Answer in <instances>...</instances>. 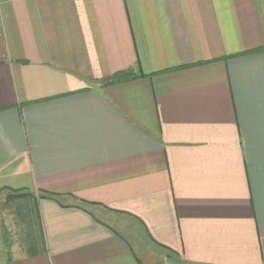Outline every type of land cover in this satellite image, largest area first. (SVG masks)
<instances>
[{
	"label": "crops",
	"instance_id": "crops-1",
	"mask_svg": "<svg viewBox=\"0 0 264 264\" xmlns=\"http://www.w3.org/2000/svg\"><path fill=\"white\" fill-rule=\"evenodd\" d=\"M3 193L7 264H264V0H0Z\"/></svg>",
	"mask_w": 264,
	"mask_h": 264
},
{
	"label": "rangeland",
	"instance_id": "rangeland-1",
	"mask_svg": "<svg viewBox=\"0 0 264 264\" xmlns=\"http://www.w3.org/2000/svg\"><path fill=\"white\" fill-rule=\"evenodd\" d=\"M0 204L7 205L8 211L11 210L9 214H12V221H9L8 225L5 223L8 233L0 244V264H7L8 258L11 257L8 243L11 244L12 241L18 243L22 238H28L31 235L37 242L38 222L33 208L34 201L29 197L11 196L9 198L7 193H3L0 195ZM7 240L9 242H6Z\"/></svg>",
	"mask_w": 264,
	"mask_h": 264
},
{
	"label": "trees",
	"instance_id": "trees-1",
	"mask_svg": "<svg viewBox=\"0 0 264 264\" xmlns=\"http://www.w3.org/2000/svg\"><path fill=\"white\" fill-rule=\"evenodd\" d=\"M144 74L141 72H133L130 70L126 71H119L114 73L105 83H117V82H124L129 81L137 77H141Z\"/></svg>",
	"mask_w": 264,
	"mask_h": 264
}]
</instances>
